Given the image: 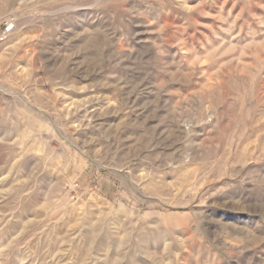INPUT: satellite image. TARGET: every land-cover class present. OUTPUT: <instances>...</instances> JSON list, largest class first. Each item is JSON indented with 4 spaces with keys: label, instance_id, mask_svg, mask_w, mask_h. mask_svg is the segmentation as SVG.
Masks as SVG:
<instances>
[{
    "label": "rangeland",
    "instance_id": "1",
    "mask_svg": "<svg viewBox=\"0 0 264 264\" xmlns=\"http://www.w3.org/2000/svg\"><path fill=\"white\" fill-rule=\"evenodd\" d=\"M0 264H264V0H0Z\"/></svg>",
    "mask_w": 264,
    "mask_h": 264
}]
</instances>
